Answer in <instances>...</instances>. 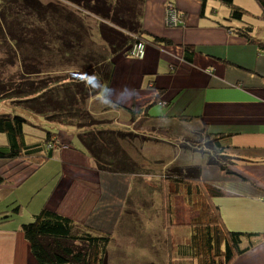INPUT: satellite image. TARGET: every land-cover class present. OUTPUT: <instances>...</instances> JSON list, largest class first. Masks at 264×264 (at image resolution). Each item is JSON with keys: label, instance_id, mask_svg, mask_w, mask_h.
<instances>
[{"label": "trees", "instance_id": "16d2710c", "mask_svg": "<svg viewBox=\"0 0 264 264\" xmlns=\"http://www.w3.org/2000/svg\"><path fill=\"white\" fill-rule=\"evenodd\" d=\"M12 1L19 2L20 10L26 16H36L42 24L29 26L28 20H25L27 25L14 24L8 5L2 12L8 41L17 51L24 48V42L33 49L29 58L33 63L28 64V58H24L23 74L30 77L52 75L39 69L43 65L51 67L52 63L56 68L54 73H62L63 78L42 89L28 91L20 86L15 76L5 78L0 72V135L7 138L6 143L0 145V185L8 180L11 171L25 166L40 168L52 159L56 149L71 146L90 158L99 172L129 176L132 184L134 175L158 177L161 191L158 207L162 212L158 229H168L170 235L168 248L162 245L160 259L155 254L159 236L150 223L146 225L142 219L135 241L148 243L147 248L156 259L147 264H161V261L169 264H234L237 258L260 245L264 235L227 228L218 206V201L226 197L225 189L203 179L202 164L187 166L188 160L204 157L208 167L235 175L238 158L222 143L226 136L206 134L196 152L183 146V152L176 154L177 144L148 139L121 126L126 121L121 123L106 116L117 111L125 114V119H129L134 128L141 124L151 126L147 123L151 107L159 102L163 107L169 105L166 101L161 102L162 90L152 103L142 108L126 109L108 97L116 56L132 57L131 51L138 43L145 47L148 43L169 44V41L149 36L144 31L145 0H55L46 5L40 0ZM205 1L201 0L203 5ZM219 1L228 8L230 21L243 24L232 26L233 23L228 21L226 28L253 41L254 25L244 21L247 12L234 0ZM257 2L263 10L259 18L264 19V0ZM177 14L179 26L182 15L178 10ZM90 18L96 22L94 27ZM22 39L25 41H20ZM194 50L192 47L185 49L189 62H192ZM41 51L46 52L47 62L40 61ZM138 120L141 123H137ZM151 121L153 123L154 119ZM114 123L121 124L118 126L122 128H113ZM164 123L159 122L156 126ZM62 129L72 132L77 143L67 142L66 137L64 141ZM146 141L169 145L172 155L162 161L155 156L145 159L140 146ZM171 158L176 160L173 165L163 162H170ZM179 203L182 206L177 210ZM133 204L132 201L126 204L124 212L135 223L136 216L129 213L141 207ZM19 210L17 206L13 211L18 213ZM175 214H187L188 219L181 220ZM10 218L7 215L0 221ZM21 229L39 264H110L112 252L109 246L113 240L110 233L91 230L47 209Z\"/></svg>", "mask_w": 264, "mask_h": 264}, {"label": "crops", "instance_id": "0c3cea01", "mask_svg": "<svg viewBox=\"0 0 264 264\" xmlns=\"http://www.w3.org/2000/svg\"><path fill=\"white\" fill-rule=\"evenodd\" d=\"M145 1L144 31L169 44L148 43L141 60L116 56L109 99L126 109L142 108L162 90L161 102L169 105L159 102L151 107L147 118L151 126L134 128L129 119L123 126L148 139L177 144L176 154L185 146L196 152L206 134L226 136L222 143L238 158L235 175L208 167L204 157L184 165L202 164L203 179L225 189L226 197L218 206L229 230L264 235V37H257L255 26L262 8L257 0H234L247 12L244 21L254 25V39L248 41L226 28L230 13L219 0H206L204 5L201 0ZM255 2L260 8L253 10L249 6ZM168 4L182 15L177 28L165 24ZM187 47L195 48L192 62L186 59ZM159 122L165 123L156 126ZM61 135L64 141L66 137L77 143L72 132L62 129ZM141 145L145 159L172 155L169 145L153 141ZM163 162L173 165L176 160ZM7 176L0 185V219L11 218L0 221V264H39L21 227L44 209L112 236L113 221L123 237L135 227L134 219L124 214L125 205L131 203V177L99 172L90 158L71 146L56 149L40 168L19 167ZM133 205L140 207L137 202ZM17 206L20 210L15 213ZM175 215L188 219L187 214ZM260 240L234 264H264V238Z\"/></svg>", "mask_w": 264, "mask_h": 264}, {"label": "rangeland", "instance_id": "374dc122", "mask_svg": "<svg viewBox=\"0 0 264 264\" xmlns=\"http://www.w3.org/2000/svg\"><path fill=\"white\" fill-rule=\"evenodd\" d=\"M55 0H40V2L44 5L53 2ZM236 4V2H235ZM255 5L249 6L253 10L260 8L258 3H254ZM7 5L10 6L9 13L12 16V22L14 24H17L19 22L27 25L25 20L29 21V26L35 25H42L38 18L36 16H26L24 12H22L19 2L15 1H3L0 0V72H3L5 74V78L9 76H15L16 80L20 84V86L28 91L38 90L42 89L44 87L49 86L50 84L59 81L61 78H63L62 73H54L56 68L53 67L52 63L50 66H40V70L45 73H52V75H38V76H25L23 74V62L24 58H28L27 63L32 64L33 62L30 61V57L33 54V49L25 43V39H22L20 41L23 43V49L17 51L18 49L15 48L14 44L9 40L8 31L5 28L4 21L1 18L2 12L6 10ZM237 5V4H236ZM239 7V6H238ZM17 16H20L17 18ZM247 17V16H246ZM24 20V22H22ZM90 23L92 26H95V21L90 18ZM255 26L258 27V31L256 32L257 37L260 39L264 37V19H261L259 17L256 18ZM11 24V22L9 23ZM31 29V28H30ZM17 29H15V32ZM23 37V36H22ZM264 39V38H263ZM39 59L42 63L48 61V56L46 52L41 51V54H39ZM52 69V70H50ZM1 74V73H0ZM1 109V108H0ZM100 110V109H98ZM107 110V107L105 108ZM101 110V111H105ZM114 113V114H113ZM107 117L111 116L113 121H120L121 123H124L125 114L116 112H111L110 114L106 115ZM115 124V123H114ZM118 125L121 124H115L113 125V128H122ZM123 126V125H121ZM7 141V138L5 135H0V145L5 144ZM162 169V167H160ZM146 169V168H145ZM159 170V168H156ZM135 178H132L134 181L130 188V200L133 203H138L140 201V207L136 210H133L129 214H133L136 216L135 221V227L134 232H130L129 235H126L125 237L122 236L119 230V224L114 229V221L111 224L112 226V233H116L113 237L112 242L110 243V252H112V258L110 259V264H128L130 262L134 264H145V263H152L155 262L156 259L152 254L149 252L147 245L143 244L139 241H135V235L136 230L139 229L141 226L142 219L144 218L145 224H149L150 220L152 225V229L157 233L159 236L160 242L157 245V251L155 254L159 255V258L162 259V245H165V243H168L169 240V231L168 229H162L160 231L159 226L160 222L158 221L161 219V209L158 207L159 203H161V191L159 184L157 182V176L155 175L154 179H152L149 175H134ZM117 183V182H116ZM118 184V183H117ZM177 210L182 206L181 203L177 204ZM128 214L125 213V216ZM116 221V220H115ZM133 235V237H132ZM134 243V244H132Z\"/></svg>", "mask_w": 264, "mask_h": 264}, {"label": "built area", "instance_id": "2783aa9c", "mask_svg": "<svg viewBox=\"0 0 264 264\" xmlns=\"http://www.w3.org/2000/svg\"><path fill=\"white\" fill-rule=\"evenodd\" d=\"M165 24L167 27H170V28L178 27V24H179V17L177 14V10L171 4H168V6H167ZM145 53H146L145 44L138 43L132 49L131 56L134 59L141 60L145 57Z\"/></svg>", "mask_w": 264, "mask_h": 264}]
</instances>
